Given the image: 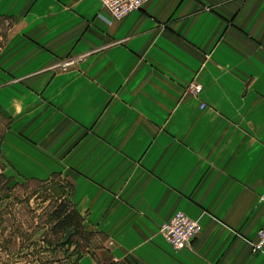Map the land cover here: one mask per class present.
I'll use <instances>...</instances> for the list:
<instances>
[{
	"label": "crops",
	"instance_id": "1",
	"mask_svg": "<svg viewBox=\"0 0 264 264\" xmlns=\"http://www.w3.org/2000/svg\"><path fill=\"white\" fill-rule=\"evenodd\" d=\"M0 20V151L69 184L97 242L76 264H264V0L122 19L100 0H0ZM178 210L202 225L181 250L159 230Z\"/></svg>",
	"mask_w": 264,
	"mask_h": 264
},
{
	"label": "rangeland",
	"instance_id": "2",
	"mask_svg": "<svg viewBox=\"0 0 264 264\" xmlns=\"http://www.w3.org/2000/svg\"><path fill=\"white\" fill-rule=\"evenodd\" d=\"M6 37L7 23L0 20V44ZM8 126L9 119L0 110V143ZM0 158V197L4 199L0 219H7L5 226L13 224L7 234L14 232L17 239L16 245L0 250V264H76L79 255L97 243L93 233L76 232L75 227L51 232L47 223L52 208L67 199L69 184L59 174L49 180L28 179L11 169L2 151ZM8 236L1 242L3 247Z\"/></svg>",
	"mask_w": 264,
	"mask_h": 264
},
{
	"label": "built area",
	"instance_id": "3",
	"mask_svg": "<svg viewBox=\"0 0 264 264\" xmlns=\"http://www.w3.org/2000/svg\"><path fill=\"white\" fill-rule=\"evenodd\" d=\"M102 7L107 9L116 19H122L129 13L138 10L149 0H100ZM188 92L193 95H200L203 86L198 80H193L186 87ZM206 105L201 104V108ZM160 233L170 243L175 250L192 245L193 240L202 230L201 223L190 217L182 210L176 211L168 220L160 225ZM254 252L264 250V225L257 232V240L253 242Z\"/></svg>",
	"mask_w": 264,
	"mask_h": 264
},
{
	"label": "trees",
	"instance_id": "4",
	"mask_svg": "<svg viewBox=\"0 0 264 264\" xmlns=\"http://www.w3.org/2000/svg\"><path fill=\"white\" fill-rule=\"evenodd\" d=\"M1 159V158H0ZM2 167V166H1ZM0 177H2L0 175ZM9 198V197H7ZM4 200L2 197H0V202ZM7 219H0V250L8 249L11 246H14V244H17L16 236L14 237V232L10 233L9 236L7 232L12 228L9 226L12 225H4V222H6ZM47 223L49 224V230L51 232L61 231V230H67L70 227H75L76 232L83 231L82 229V219L81 215L78 212V210L69 202L67 199L59 200V202L52 208ZM9 227V228H8ZM85 232V231H84ZM89 233V232H88ZM8 236L9 239L7 240V247H3L1 242L4 240V236ZM18 236V233H17ZM47 245L50 247L53 245L52 241H47ZM9 246V247H8ZM82 254L79 255V257ZM78 257V258H79Z\"/></svg>",
	"mask_w": 264,
	"mask_h": 264
}]
</instances>
